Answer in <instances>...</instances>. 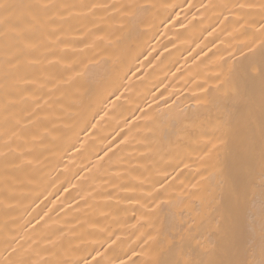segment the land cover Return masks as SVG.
<instances>
[{
  "label": "bare ground",
  "instance_id": "bare-ground-1",
  "mask_svg": "<svg viewBox=\"0 0 264 264\" xmlns=\"http://www.w3.org/2000/svg\"><path fill=\"white\" fill-rule=\"evenodd\" d=\"M5 2L0 264L258 262L264 0Z\"/></svg>",
  "mask_w": 264,
  "mask_h": 264
},
{
  "label": "snow or ice",
  "instance_id": "snow-or-ice-1",
  "mask_svg": "<svg viewBox=\"0 0 264 264\" xmlns=\"http://www.w3.org/2000/svg\"><path fill=\"white\" fill-rule=\"evenodd\" d=\"M20 7H21L20 5L7 3V2H5V0H0V19L3 20V22L6 26L11 24V18L14 16L15 10L20 8ZM27 7L39 8L41 6H39V5L31 6L30 5ZM44 7H46V6H44ZM238 7L244 8L245 5L240 4V5H238ZM262 7H264V5H262ZM262 75H264V73H262ZM262 135H264V125H262ZM212 147L215 148L216 146L213 144ZM208 154L211 155V149H209ZM262 159H264V148H262ZM162 187H163V185H162ZM260 193H261V196L264 197V175H262V180H261V185H260ZM240 195H246V193L238 194V198ZM162 205H163V207H162ZM168 207H169V205H165L164 199L161 198L159 203L157 204V208L160 210V212L161 213L165 212L166 208H168ZM184 232H185V229H180L179 232L177 233V235H174L171 237V242L173 245H175L178 242V240L183 241L186 239ZM167 242H168L167 238L162 239L160 241L161 244H164ZM261 253H262V258L258 262L253 261V264H264V222H262V225H261ZM155 264H168V262L160 260V261H156ZM189 264H195V261H191V262H189Z\"/></svg>",
  "mask_w": 264,
  "mask_h": 264
}]
</instances>
